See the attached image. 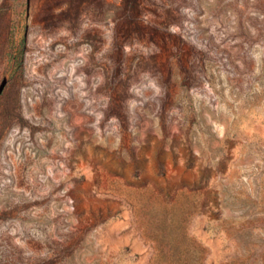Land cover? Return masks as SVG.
I'll use <instances>...</instances> for the list:
<instances>
[{
  "label": "rangeland",
  "instance_id": "1",
  "mask_svg": "<svg viewBox=\"0 0 264 264\" xmlns=\"http://www.w3.org/2000/svg\"><path fill=\"white\" fill-rule=\"evenodd\" d=\"M0 264H264V0H0Z\"/></svg>",
  "mask_w": 264,
  "mask_h": 264
}]
</instances>
